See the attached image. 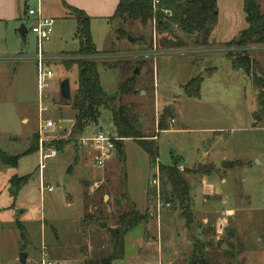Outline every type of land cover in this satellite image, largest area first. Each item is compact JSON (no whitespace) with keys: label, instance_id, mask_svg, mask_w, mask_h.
Wrapping results in <instances>:
<instances>
[{"label":"rangeland","instance_id":"1","mask_svg":"<svg viewBox=\"0 0 264 264\" xmlns=\"http://www.w3.org/2000/svg\"><path fill=\"white\" fill-rule=\"evenodd\" d=\"M256 1L264 13V0ZM28 11L22 8L18 19H25ZM9 17L0 22V149L21 159L16 170L0 165V264H21V254L28 256L26 264H40L43 255L60 264L107 258L112 250L109 231L126 211L122 200L126 190L137 210L142 214L149 210L152 218L147 226L127 235L124 259L113 264H188L201 248L209 264H264V128L256 125L255 118L260 109L259 91L243 72L232 69L228 55H203L201 47L193 46L192 39L176 30L188 48L155 57L160 51L157 41L166 35L154 37L151 24H122L132 41L118 42V21L93 23L94 43L102 53L93 62H98L101 85L109 99H119L122 73L117 66L131 62L133 71L139 70L137 93L123 103L134 108L142 135L156 136V165L172 167L179 162L184 172L199 166L213 168L203 177L184 175L192 200L188 223L180 210L164 200L158 212L156 191L150 187L156 165L149 168L148 156L133 141L124 142L125 163L117 156L104 169H96L83 159L84 151L77 153L80 158L75 161L76 150L69 147L45 163L41 176L38 154L28 153L41 119L34 62L38 41L29 33L24 43L18 31L21 25L29 31L30 24ZM223 18L231 22L233 16ZM53 19V36L42 51L46 56H60L62 65H50L55 78L43 97L49 110L42 118L55 123L52 132L59 138L67 136L74 118L71 107L61 104L60 84L69 80L73 95L76 65L90 61L77 54L76 23L57 16ZM261 47L237 55H250L263 73L258 75L264 77ZM17 57L27 60L13 64ZM64 64L72 70L66 71ZM194 78L202 82L199 99L188 98L183 89ZM167 108L173 113L170 130L159 133L158 120ZM95 131L116 135L110 112L102 111L97 125L85 133ZM225 161L235 166L223 170ZM14 176L31 177L17 194L10 185ZM41 178L46 187L43 193ZM18 225L28 235L25 248Z\"/></svg>","mask_w":264,"mask_h":264},{"label":"trees","instance_id":"2","mask_svg":"<svg viewBox=\"0 0 264 264\" xmlns=\"http://www.w3.org/2000/svg\"><path fill=\"white\" fill-rule=\"evenodd\" d=\"M120 0L116 12L109 23L119 22V29L116 30L117 41L122 42L129 39L130 33L122 28V24H132L139 22L146 27L153 20L157 22L156 35L164 36L157 41L158 48L162 52L184 50L189 44L183 38L176 36V30L181 32L188 40H193V46L201 48H211L215 46L213 32L218 23L217 0ZM246 22L249 27L240 33L239 37L226 46H235L246 49L251 46L264 45V13L256 0H243ZM183 3V5H182ZM171 14V15H170ZM72 16L77 22L75 39L79 42L80 50L77 53L81 58H91L101 55L95 46L91 34V20L83 12L72 11ZM134 44L139 39L133 40ZM104 54V53H103ZM234 71L243 72L252 85L259 91L260 109L255 115L256 121L264 128V77L259 76L258 64L250 55H228ZM140 65V63H138ZM77 88L71 94L70 101L61 99L63 106L71 107L74 112L73 124L67 136V140L54 142V146L60 154L67 148L77 147L73 139L83 135L91 125H97L102 111H108L112 115V121L116 130V136L121 139L117 143L118 156L122 162H126L124 142L133 141L148 156L150 168L153 169L159 158V148L156 144V136L144 137L137 125L134 108L123 102L137 92L140 85L139 77L134 75L131 62L117 66L122 73V80L118 87V102L109 99L105 94L99 73L98 62L79 63ZM66 71L72 70V66L64 64ZM201 86L199 78L190 80L184 87L185 95L188 98L199 99L201 97ZM173 119L170 109H164L158 120L157 129L159 133L169 131L168 121ZM149 139V140H148ZM151 140V141H150ZM158 140V139H157ZM39 149V136L30 143L28 153H37ZM27 153V154H28ZM21 156H9L0 149V165L16 170ZM161 181V199L169 204H173L182 212L184 219L190 223L192 221L191 209L192 200L190 197V187L185 178V174L195 177H203L212 173L211 166H199L196 170L180 171L179 162H175L172 167L159 166ZM31 177L17 178L10 180L11 187L15 193H19L30 181ZM166 187L169 191L166 192ZM122 200L126 203V211L120 214L116 227L109 231L112 250L107 258L97 261L88 260L84 264H113L122 261L125 256V242L127 235L138 227L147 226L152 218L150 211L140 213L132 202L127 190L122 195ZM23 248L28 246V235L22 225H18ZM188 264H209L203 254L202 248L197 250L189 259Z\"/></svg>","mask_w":264,"mask_h":264},{"label":"built area","instance_id":"3","mask_svg":"<svg viewBox=\"0 0 264 264\" xmlns=\"http://www.w3.org/2000/svg\"><path fill=\"white\" fill-rule=\"evenodd\" d=\"M158 1L156 0L155 4ZM171 15V14H170ZM28 16L34 19V23L31 26L30 32L33 34L38 41V55L34 58V62L36 64V82H37V89L39 93V112L41 115V119L39 121L38 126V136H39V149H38V162L39 168L42 176V171L45 169V163L48 160L56 159L60 153L58 150L52 146L54 142L64 141L67 140L66 137H59L52 136L51 132L55 127V123L50 119H43L42 114L48 112V108L44 106L43 97L45 93L53 86L52 83L55 78V73L52 71L51 64L58 62L57 64L62 65V60L58 57H50L46 56L43 51V45L47 42H50L51 37L53 36L54 32V24L55 21L50 18L42 17L39 11L29 10ZM152 27L154 28V37H156V28L157 22L153 20L151 22ZM264 46V45H259ZM259 46H251L247 48H254ZM246 49L242 48H227V46H217V49L211 48H202L204 52L203 55L208 54H222L224 56L234 53L233 55H237L238 53L245 52ZM264 48V47H261ZM213 49V51H211ZM175 51H182V50H175ZM174 52V51H171ZM170 52H162L159 51L155 53L153 56L161 57L163 54H168ZM161 54V55H158ZM108 56V54H105ZM102 56V55H101ZM94 57L91 58H82V60H88L90 62L98 61V59ZM81 58V57H80ZM27 58L17 57L13 58V64H21L25 62ZM121 141L117 136H111L103 133L102 131H95L91 134L84 133L81 136H78L73 139V143L75 147H77L78 151H84V160L91 163V166L96 169H104L109 163H111L117 156H118V149L117 143ZM75 149V148H74ZM155 174L153 175L150 183V187L154 188L156 191V198H157V209L158 212L162 205L161 199V181H160V168L159 165H156L154 168ZM180 171L183 172L184 170L180 168ZM41 191L42 193L45 191V183L43 182L42 178L40 181ZM48 192H52V188L47 189ZM40 264H60L57 262H52L47 259L46 255H43Z\"/></svg>","mask_w":264,"mask_h":264},{"label":"crops","instance_id":"4","mask_svg":"<svg viewBox=\"0 0 264 264\" xmlns=\"http://www.w3.org/2000/svg\"><path fill=\"white\" fill-rule=\"evenodd\" d=\"M119 2L120 0H33L31 4L29 0H0V22L4 18L8 19V17L10 16L9 18L13 19V22L15 21L17 23H24V24L25 22H28L31 28V26L34 23L33 18H30L27 15L25 19L22 18L18 19L19 16L18 14L21 11V9L28 8L29 10L39 11L42 17L44 18L53 19L54 17L57 16L64 18V20L66 21L73 20L76 23V28H77V22L72 16V11L78 10L83 12L88 18H90L91 34L93 41L95 42L93 23L97 21H102L111 25L109 23V20L114 16ZM217 5H218V23L213 32V39L217 46H225L236 40L241 32L248 29L249 25L246 22L243 0H217ZM230 15L233 16L231 22H226L223 17L225 16L228 17ZM22 26L23 25H21L19 30H21ZM29 33H31L30 30ZM23 42L25 43L24 40ZM214 70L215 69H205V72H212ZM262 74L263 73L261 71V75ZM257 124L258 122L256 121V125ZM51 135L59 136L58 133H54V132H51ZM77 153H79V151L75 153L77 155L75 161L77 159L79 160L80 158L79 154ZM148 164L150 168L149 159H148ZM147 201H148V193H146L145 207Z\"/></svg>","mask_w":264,"mask_h":264},{"label":"water","instance_id":"5","mask_svg":"<svg viewBox=\"0 0 264 264\" xmlns=\"http://www.w3.org/2000/svg\"><path fill=\"white\" fill-rule=\"evenodd\" d=\"M183 5V3H182ZM29 33V31L26 29L25 25L22 26L21 30H19V34L21 36V38L26 41V36L27 34ZM129 40L132 41V39L129 37ZM139 74V70L136 69L135 72H134V75L135 76H138ZM137 92H135L136 94ZM60 96H61V99L64 100V101H70L71 100V87H70V82L69 80H64L61 82L60 84ZM234 167V163H231V162H223L222 163V169L223 170H226V169H229V168H233ZM194 226H192L191 230L194 231ZM27 255L26 254H21L20 255V263L21 264H26L27 263Z\"/></svg>","mask_w":264,"mask_h":264}]
</instances>
